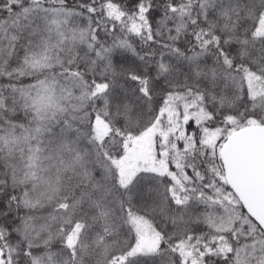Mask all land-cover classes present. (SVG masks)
Here are the masks:
<instances>
[{"label": "snow or ice", "instance_id": "6c2138e0", "mask_svg": "<svg viewBox=\"0 0 264 264\" xmlns=\"http://www.w3.org/2000/svg\"><path fill=\"white\" fill-rule=\"evenodd\" d=\"M0 264H264V0H0Z\"/></svg>", "mask_w": 264, "mask_h": 264}]
</instances>
